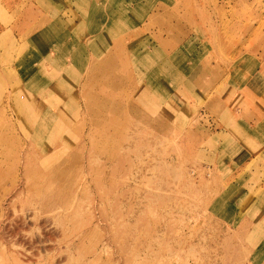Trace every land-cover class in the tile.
<instances>
[{"label":"rangeland","instance_id":"374dc122","mask_svg":"<svg viewBox=\"0 0 264 264\" xmlns=\"http://www.w3.org/2000/svg\"><path fill=\"white\" fill-rule=\"evenodd\" d=\"M72 7L94 33L75 56H0V121L55 117L96 150L107 139L83 176L93 263L264 264V0Z\"/></svg>","mask_w":264,"mask_h":264},{"label":"bare ground","instance_id":"6f19581e","mask_svg":"<svg viewBox=\"0 0 264 264\" xmlns=\"http://www.w3.org/2000/svg\"><path fill=\"white\" fill-rule=\"evenodd\" d=\"M99 37L89 42L93 48L97 45V51L100 44H106ZM82 46L77 47L78 51ZM109 56L112 63L114 57ZM86 73L87 79L89 72ZM106 100L111 106L112 99ZM94 101L96 105L102 103L99 96ZM54 118L0 121V130H4L0 133V264H94L96 261L97 242L92 237L100 226L92 209L85 220L82 218L81 202L88 194L85 189L88 180H83V176L85 168L90 170L95 151L107 152L104 146L107 139L96 150L98 142L92 136L85 140L65 132L66 135L64 120ZM104 123L109 125L113 121ZM17 128L22 130V135L11 132ZM84 224L88 226L87 232ZM86 239L88 248H85Z\"/></svg>","mask_w":264,"mask_h":264},{"label":"crops","instance_id":"0c3cea01","mask_svg":"<svg viewBox=\"0 0 264 264\" xmlns=\"http://www.w3.org/2000/svg\"><path fill=\"white\" fill-rule=\"evenodd\" d=\"M0 7V56H54L57 47L75 56L72 47L86 44L94 35L81 30L84 20L67 17L75 9L64 8V0H0Z\"/></svg>","mask_w":264,"mask_h":264}]
</instances>
